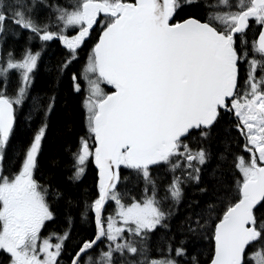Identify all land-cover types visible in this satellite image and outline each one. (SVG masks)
<instances>
[{"label": "snow or ice", "instance_id": "6c2138e0", "mask_svg": "<svg viewBox=\"0 0 264 264\" xmlns=\"http://www.w3.org/2000/svg\"><path fill=\"white\" fill-rule=\"evenodd\" d=\"M0 264H264V0H0Z\"/></svg>", "mask_w": 264, "mask_h": 264}, {"label": "trees", "instance_id": "16d2710c", "mask_svg": "<svg viewBox=\"0 0 264 264\" xmlns=\"http://www.w3.org/2000/svg\"><path fill=\"white\" fill-rule=\"evenodd\" d=\"M52 52L54 54L53 55V59H54L55 54H58V49L56 48L55 45L53 46ZM53 76L54 73H50L46 67L42 66L36 79V84H35L36 90L37 91L49 90L53 86ZM66 90H67V81L65 80L60 84L61 105L57 109L56 114H54L51 118V131L44 145V151L46 157L60 152L64 146L65 135L63 129L60 128L59 126V113L61 112L63 107L62 96ZM94 172L95 169L90 168L89 174L84 179V185H88V186L92 185ZM181 215H183V211H181Z\"/></svg>", "mask_w": 264, "mask_h": 264}]
</instances>
